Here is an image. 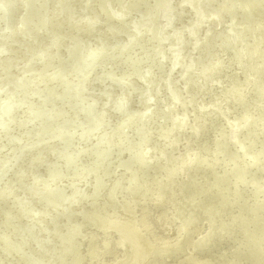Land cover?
Segmentation results:
<instances>
[{
	"label": "bare ground",
	"instance_id": "6f19581e",
	"mask_svg": "<svg viewBox=\"0 0 264 264\" xmlns=\"http://www.w3.org/2000/svg\"><path fill=\"white\" fill-rule=\"evenodd\" d=\"M1 1L0 32L4 31L6 26L9 27L6 23L8 24L10 20L9 16H13V14H9L13 13V11L15 13V19L13 18L14 23H9V29H11V31H9L10 33L0 37V49L4 50V53L0 54V60H8L5 54L10 56L14 65L8 62L6 66L10 69L12 67L11 71L16 68L25 70V66L22 63L25 60L24 56L28 50H31L34 46L37 47V43L35 44L34 42L40 35L43 36V38H53L54 45H57L61 41V43L66 41L64 38H60L57 35V32H61L62 30L67 31L69 28L64 25L65 23L61 24L63 18L56 13L60 7L56 0H47L48 5L45 3L43 12H38V10L43 9L41 2H45V0L32 1L33 3L30 2L31 0ZM88 1L91 2L92 0ZM126 1L127 0H120L122 4L116 5V9L112 12L113 16L110 14V20L106 21L108 24L103 25L107 32L104 34L98 32L100 41L106 43H108V35L111 36V34L118 32L120 33L119 39H123V43L114 42L110 44L113 48L112 51L102 53H96L95 50L85 51L78 60L76 59L73 62V65L80 67L83 60L91 62V66L95 65V62L98 61L95 66L103 72L104 76L110 77L107 80H102L100 89H90L93 92H87L89 86L88 81L91 78L93 79V76L90 77L88 75V77L81 79L82 83L77 88V91H80L79 95L84 99H79V102H88L89 105H93L91 114L88 116V111L85 110L86 107H73L77 114L73 117L71 116L69 108L72 106V101L77 99L73 97L72 94L75 92L72 86V76L75 75H70L66 78L64 80L66 83H58L53 88H50V96L53 97L56 93L57 98L62 101L58 106H53L52 110H48V117L54 118L69 111V117H72L71 120L75 122L78 118L76 126H79L78 121H82V126L84 127H81L80 131L77 129L75 131L76 133H73L71 136L62 135L60 127L50 136L45 138L42 137L46 140V143L51 140H54L56 143L59 140L61 142L65 140L66 145L70 147L71 150L72 144L75 141L80 144H78V148L85 149L86 146H83V144H90L88 141L90 136L87 133L91 131L90 123H86L85 121L98 120V125L112 129L116 124L113 120L111 123L110 118L116 116L118 119L124 112H128L123 114L125 117L121 119L124 123L121 122L122 124L119 123L117 126L116 130L119 131L112 134V136H108V134L104 133L106 138H101L99 143V146H104L108 143L113 144V153L109 152L105 154V149L102 150V148H98L97 150H102L101 156L103 157H97L99 155L97 154V150H86L87 160L90 162V165L85 166L83 171L84 175H90L91 177L86 179L85 183L87 185L85 187L81 186V188L90 189L92 192L89 195L91 199L85 200L88 203L87 208H81L79 204H75L73 212L65 213L63 210V217H65V219L60 216L53 215L52 217V215H50L48 220L44 217L45 211L39 208H34L29 215L24 213L23 209H19L16 211L17 215L12 217L15 224L21 229L30 228L31 224L37 226V224H42V222L49 226L51 225V228H53L52 233L47 235L48 237L45 239L47 244L43 248H46L48 244H50V246L54 245L52 242L54 236L59 238L57 243L62 242V237L59 232L64 228H66L64 232L68 230V233L74 234L73 240L77 243L71 245L65 251L66 246L70 245V240H68V242L57 247L59 251L53 250L51 252L52 254L50 252L43 253L39 248L38 252L40 253L35 254L31 252V250L37 252L34 250L37 248H33L32 246L35 245L34 241H28L29 245L24 247V252L21 253L12 240L7 241L5 239L7 242L6 247L0 246V264H5V260H8L7 254H9V252L11 262H8V264H67L65 261L68 258L72 260V264H184L183 260L188 255L201 256L204 254L208 255L206 261L203 262L196 258L192 264H237L238 258L242 261L240 264H247L244 262L245 258H247L248 264H259V262H263L264 234H261V230H249L247 228L248 224L246 221L249 217H246L244 222L236 228L231 227L232 224L227 221L230 216H234L233 223L237 220L235 217L236 205L232 212H229V207V209L225 208L223 211L212 213L213 216L208 212L198 213L194 208L200 205L201 198L199 197H202V194H205L206 197L208 194L214 192L212 190V185L209 184L215 182V179L228 181L230 175L234 174V171L235 174L240 175V181H242V179L243 181H251L253 179L257 180L260 177L264 178V166L262 165L264 164V156L258 151V153L253 155L255 152L254 145L261 140L259 138L262 136L261 134L264 133V122L260 121L256 123L253 120L252 114H249V117L245 119V121L239 119L235 109L229 107L230 101H228L227 105H220L219 107L218 97L220 96L216 95L217 97L213 98L214 91L212 90L213 86L219 85L220 95H222L223 99L226 97L231 100L233 97V100L236 101L244 99V89L241 86V82L243 85H247L255 82L257 77L261 76V72L255 69L251 63L256 47L250 45V50L246 52L244 57L245 61L243 60L244 63L241 68V73L243 74L240 78H237L235 77L238 74L236 68L239 67V63L235 55H227L226 58L223 59L219 51L214 53L206 51L209 47L217 45V43L211 40L214 36L213 30L204 27L205 24L209 26L210 21H207V23L203 22L199 25H191V22L194 20L191 19L193 17L192 12H194L195 8L199 10V15L201 17H205L209 13L217 14L218 12H222V9H225L231 1L234 3V14L232 16L241 17L242 6H244L242 1L218 0L213 7L212 5L214 2H212V0H205L207 6L205 7L200 1H196L195 3V0H182V2L186 3V6L188 4L192 5L190 15L187 11L185 12L186 18H188L186 21L181 20L183 12L181 16L177 15L179 18L174 24V34L176 36L172 37L167 33L165 34L167 40L164 42L165 46L176 45L181 43L183 38L187 40L191 37L194 39V42L188 43L190 46L185 49V52L191 50L195 52V50H197L198 55L194 57V60H182L184 54L180 56L176 54H166V49L161 50L156 46L157 40L152 42L154 51L151 53L150 49L148 50L146 48L147 44L150 43V39L147 35L149 34V36L156 38L155 28L153 29L151 26L148 28L141 26V23H144L146 18H118L120 10L124 5H127ZM106 2L108 5L111 4V0H106ZM209 2L211 8L207 5ZM263 6L264 4L261 7ZM181 7L185 9L183 4ZM173 9H175L174 11H180V3H176V1L172 3L171 10ZM142 10H147V8L143 7ZM22 11L23 13H21ZM30 13L39 15L40 21H42L40 26L32 21L34 17ZM162 16L165 20L170 19V14L168 12H162ZM29 21L31 23H29ZM117 21L119 24L116 23ZM169 26L168 32L173 29L171 24H169ZM134 28L138 31L137 34H134ZM15 33L19 36V40L16 41L17 43L14 39V42L11 40V37L14 38L13 35ZM191 33H193V35L196 34L195 37H193ZM234 34L239 35L238 33ZM143 36L147 37L143 38ZM230 38H233L231 34L230 36H225L223 34L218 36L221 43ZM244 38L245 34L242 36L243 41ZM243 41H241L242 48L245 46V42ZM251 42L252 40H249L247 44ZM11 43L16 44L11 45ZM39 46L40 50H36V52L39 53L41 51L44 53L45 51L43 50L45 45L41 43ZM17 47L21 51L17 49ZM219 50L221 51L220 48ZM78 51L79 47L69 46L68 48V52ZM204 52L208 59H205ZM234 52L237 51L235 50ZM83 54L85 55L83 56ZM111 55L116 56L108 58ZM230 58H232V60ZM44 64L49 65L50 60ZM181 64L182 67L181 70H179ZM123 66H125V68H123ZM55 68H52L51 71ZM150 68H153L152 71L148 70ZM231 68L232 70L228 71ZM142 69L144 70L142 71ZM161 69L163 70L160 71ZM171 69L173 70V76L171 75L168 78L169 73L172 71ZM36 70H31V72H35ZM57 71L51 72V75L43 80L52 78L53 73H58ZM10 74H14V72H10ZM29 74L31 73L25 76H29ZM205 74L206 76L212 74L214 79H217V83L214 82L211 88H207L202 83L204 90L199 91L200 84L198 82L206 77ZM7 76L9 75L7 74ZM95 76L97 77L98 75L96 74L94 77ZM189 76L191 83H189L188 80ZM115 78L119 80L118 83L120 84H118V86L113 84L117 82ZM14 81L15 79L11 80L12 83H14ZM23 83L25 84V82ZM45 83L44 81L42 82V84ZM178 83L181 84V87H179ZM109 84H113L111 88L114 89L108 93V88L106 90L104 88ZM6 86L9 85L6 84ZM128 86H136L139 90L138 100L136 101V103H138L132 107L128 103L130 99H132L133 102L135 101L134 97L130 98L133 92L127 89V95L125 94L126 90H123ZM2 87V89H4V94L8 93L5 87ZM182 88L183 90H181ZM30 92L33 93L34 89L29 88V90L24 93V96L30 98ZM4 94L0 95V106L7 105L8 100H10L9 98H5ZM229 95L233 96L231 97ZM262 96H264V91L262 92ZM64 97L68 98L67 103H65ZM150 97L152 105H149L148 101H142L143 98L149 100ZM106 99L108 102L104 107L113 112L104 117V113H102L103 109L101 110L103 102L100 103V100ZM143 105L149 110L144 111L145 114L143 113V115H141L139 112ZM174 105H177V107ZM34 107L37 108L38 106ZM212 108H217V111L222 109L223 112H219V118H216V121L219 122L214 130L216 134L210 133L208 135L209 138L206 145L212 148L215 143L218 144L223 141L221 144H224V146H215L214 149L210 151L211 154L214 155L211 159L214 161L217 160L216 163H214L216 165H214V168L207 166L208 162L206 163L204 161V164H195V166L201 167L200 170H197L194 166L191 168L190 172L188 162L191 161V159L197 161L202 157L201 151L206 148L203 143V136L205 132L207 133L208 131L206 128L209 125V119L211 117V113L207 114V112ZM15 111H13V113L16 115H18V113H20V116L26 115V111L22 109H16ZM14 114H12L13 117L16 116ZM130 116L133 123H131L132 125L130 124V120H127ZM102 118H104V120H101ZM64 121L65 118H60L57 122L63 123ZM23 125L24 123L21 124L20 127ZM36 128L37 132L34 131L33 126L30 127L32 134L33 131L39 134L40 131L38 127ZM11 132L12 130L5 132L0 130V136L6 137ZM201 133V137L197 139ZM256 133L258 134V139L255 137ZM38 137L40 136H34V139ZM1 140L0 166L2 168L5 166L4 162L10 160L15 155L17 145L10 144L4 138ZM3 145H5L4 148L2 147ZM220 147H223L222 151H225L223 154L216 153ZM230 148H232L233 153L230 152ZM263 148L264 146L258 147L257 149L263 151ZM42 152H40L39 155H44L45 151ZM195 152L200 153L197 156L194 155L193 158ZM228 153L230 155H227V159H225L224 162V157ZM49 157L51 158L50 155ZM95 157H97L96 160ZM22 158L25 159L26 156ZM108 158L110 161L107 164L106 160ZM237 158H240L239 165L241 163L238 167L235 166L237 164ZM104 159L105 161H103ZM255 160L262 162V164L260 163V165H262L260 168L258 166L254 168L250 167ZM105 166L107 167L106 170H104ZM233 166L236 167L234 170L231 168ZM43 170H45V168ZM67 170H69L68 174L71 175L68 178L71 177V179L68 180V182L65 183L66 185L62 188V190H68L62 192L63 196H70L74 189L80 188V186H76L79 181H76L82 172L75 174L71 168ZM208 172L209 174L212 173V175L209 176ZM257 173L262 174V176L258 175L259 178L256 177L255 174ZM37 174L40 175L34 182V191L39 187H43V181L46 180V173L44 174L42 170L36 173L35 176H37ZM215 174L216 176H214ZM65 175L66 174H63L62 176ZM223 176L227 177L222 179ZM245 177L251 178L246 179ZM13 182H17L18 184L22 183V181L18 182V180L14 181L11 179L9 184L11 185ZM56 184L57 181L51 184L49 189L51 187V190H53ZM232 188L235 191V188L238 187L232 185ZM249 188H251V186H249ZM262 188L261 191L264 196V186ZM112 189L115 191L112 196L118 199L117 201L111 204L106 201L97 202L98 200H96V198H98V195L96 192H107ZM2 194H4V191L0 190V207L6 209L4 205L10 202L5 201V198H2ZM33 194L35 198L40 197L38 193L33 192ZM126 194L129 196L132 195L140 199V201L148 200L150 204L148 203L146 206L142 205L138 207V202L134 199L126 198ZM62 195L60 194V198L63 197ZM230 197H233V195L231 194ZM208 198H210V196ZM47 204L50 205L51 202ZM159 205L162 206V208L157 214L154 209L158 210L156 207ZM221 206L224 205L221 204ZM260 206L261 204L258 205L257 208ZM56 207L57 209L62 208L61 204L56 205ZM77 207H79V209L75 210ZM106 208L108 211H103ZM80 209L87 210L89 214L80 212ZM127 214L130 216L129 221L123 222L122 219L126 218L128 216ZM257 215L258 211H256L254 218L257 217ZM177 219L179 221H177ZM203 219L206 223L204 229H202V233L193 241V245L189 247L186 246L185 238L191 239L186 231L189 229L192 230L193 226H195L193 229L200 230L196 224L200 226L199 224H201V221H204ZM62 220L65 223H63ZM46 221L48 222L46 223ZM26 223H28L29 226H27L28 224L25 226ZM243 226L247 228L246 231H243ZM85 229L87 230L85 234L87 239L85 245L80 247L78 238L83 235ZM221 234L230 242V245H225L222 249L221 247L223 244L216 242L218 238H221L218 237V235L220 236ZM249 236L251 237L249 238ZM96 238L98 239V243L96 244L97 247L94 246V240ZM21 240L22 237H19V241ZM129 242L135 245V258H130L133 251L129 246ZM216 246H218V248H216ZM106 253H108L109 256L104 259L103 257ZM145 254L147 257H143ZM53 258H56V261L47 263L53 260ZM120 258L126 259L124 261L123 259L119 261ZM142 258L144 259L142 260Z\"/></svg>",
	"mask_w": 264,
	"mask_h": 264
},
{
	"label": "rangeland",
	"instance_id": "374dc122",
	"mask_svg": "<svg viewBox=\"0 0 264 264\" xmlns=\"http://www.w3.org/2000/svg\"><path fill=\"white\" fill-rule=\"evenodd\" d=\"M32 1L36 2L37 0H31L30 2ZM56 1L60 5L56 13L63 18L61 21L62 22L61 24L65 23L64 25L69 28V30L67 31L62 30L61 32H57V35L60 38H64L66 41L63 43H61L62 42L61 41L57 45H54L53 38L52 39H50L49 37L43 38V36L40 35L37 38V40L34 42L35 44L37 43V47L34 46L33 48H31V50H28L26 55L24 56L25 60L22 63L25 66L24 67L25 70L15 67L16 69H13V71H11L12 67L10 69L9 67L6 66V63L9 62L13 64V62L11 61V57L8 56L7 54L5 55L8 60H0V95L4 94V89H2L3 88L2 86H4L5 89L8 91V93L4 94V96L5 98L10 99L8 100L7 105L0 106V130H2V132L12 130V132L9 133L6 137L0 136V143L2 142L1 139L4 138L10 144L17 145V148H16L17 150H16L15 155L10 160L4 162L5 163L4 167L1 168L0 166V181H1L0 190L4 191V194H2V198H5V201L10 202L9 204L4 205L6 209L0 207V224H1L0 225V246L6 247V243H7L6 240L7 241L12 240L16 244L17 249L21 253L24 252L23 250L24 247L29 245L28 241L30 240L35 242V245H32V246L33 248H37V249H34L37 252L31 250V252H34L35 254L40 253L38 252V248L43 253L44 252L51 253L53 250L59 251L57 247L61 246L65 242H68V240H70L69 242L70 245L66 246L65 251L67 250L68 247H70L71 245H75L77 243L75 240H73L74 234L68 233V230L67 232H64V229H66L64 228L59 232V234L62 237V242L57 243L59 238H56V236H54L52 240L54 245L50 246V244H48L46 248H43L47 244L45 242V239L48 237L47 235H50L52 233L53 228H51V225L49 226L45 224L44 222H42V224H37V226H35L34 224H31L30 228L28 227L26 229H21L19 226H17V224H15V221L12 219V217L17 215L16 211L19 209H23V212L29 215L34 208H39L45 211L44 217H46V219L49 220L50 215H52V217L53 215L63 217V210L65 211V213L73 212L74 211L73 207L75 206V204H79L81 208H84V207L87 208L88 203L85 200L91 199L89 195L92 192L90 189L81 188V186L85 187L87 185L85 183L86 179L88 177H91L90 175H84V171H83V168H85V166L90 165V162L87 160L86 150L92 151V150H97L98 148H102V150L105 149V154L109 152L113 153L112 151L113 144L108 143L107 145L99 146V143L101 141V138H106L104 136V133L108 134V136L110 135L112 136V134L119 131V130H116L117 126L119 123L120 124L124 123V121L122 122L121 119L125 117L123 114L128 113V112H124L122 116L118 117V119L116 116H113L112 118H110L111 123L113 120L115 121V124H116V126H114L112 129L110 128L111 130L107 127L104 128L103 126L98 125L99 124L98 120L85 121L86 123H90V130H91L89 133H87L90 136L89 137L90 139H88L90 144L89 145L83 144V146H86L85 149L78 148L79 143L78 142L76 143L75 141L73 142L72 148L70 150V147L66 145L65 140H63L62 142L59 140L57 141V143L54 142V140H51L50 142L46 143V140L43 139L45 137L50 136L54 131H57L60 127H61V134L64 136L73 135V133H76L75 131L77 129L78 131H80L81 127H84L82 126L83 125L82 121H78L79 126H76V122L78 118L75 122L71 120L72 117L75 114H77V112L74 111V108L86 107L85 110L88 111V116L93 111L92 110L93 105L91 104L89 105V103L86 101H85L86 103L79 102V99H84L81 95H79L80 91H77V88L82 83L81 79L88 77V75L90 77L93 76V79L91 78L88 81L89 86L87 89V92L88 91L93 92L90 89H93V88L100 89V83L102 82V80H107L110 78V77L104 76L103 72H101V70H99V68L95 66L98 61L95 62V65L91 66V62L87 60H83L80 67L73 65V62L76 59L78 60L81 57V54L85 51L95 50L96 53L112 51L113 48L112 46H110V44H113L114 42L123 43V39L122 40L119 39L120 33L118 32L111 34V36L108 35L109 37L107 39L108 43L104 41H100L99 36H98V32H101L103 34L107 32L106 28H104L103 25L108 24L106 23V21L110 20V14L111 16H113L112 12L116 9L115 8L116 5L118 6L122 4L120 3V0H111V4L109 5L107 4L106 0H92L91 2L88 0H56ZM175 1L176 3H180V9H181L180 11H174L175 9L171 10V5L172 3H175ZM196 1H200V3H203V5L207 7L205 4V0H195V3ZM217 1L218 0H214V1L212 0V2H214L212 5L213 7L215 6V2ZM241 1L244 5L242 6L241 17L232 16L234 14V11H233L234 3L233 1H231L230 3H228V6L225 9L224 8L222 9V12H218L217 14L209 13L205 17L203 16L201 17L199 15V10L195 8L194 12H192L193 17L191 19H194V20L191 22L192 23L191 25L192 26L195 24L199 25L203 22L207 23V21H210V25L208 26L207 24H205L204 27L207 29L210 28L213 30L214 36L211 40L217 43V45L211 46V47L208 46L209 49L206 51L210 53L219 51L223 59H225L227 55L229 56H232V54L235 55L239 63V67L236 68V71H238V74L235 77L237 78H240L243 74L241 73V68H242V64L245 61L244 59L245 54L247 51L250 50V45L256 47V50L254 51L253 57L251 59V63L255 67V69L261 72V76L257 77L255 82H252L247 85H243L241 82V86L244 89L243 95L245 96V98L239 101L233 100V97H232L233 95H229L232 97V100L228 97L223 99L222 95H220L221 93L220 88H219L220 86L219 85L213 86L214 82H216L217 79L216 78L214 79V76L212 74L208 76H206L205 74L206 77L202 79L203 81L201 80L200 82H198L200 84L199 91L204 90V87H202V83L207 88H211L213 86V89H212L214 91L213 98L220 96L218 97L219 107L220 105L221 106L227 105L228 101H230L232 104L229 102V105H230L229 107H232L235 109L239 119L245 121V119L249 117V114H252L253 120L256 123H258L260 121L264 122V96H262V92L264 91V6L261 7L264 4V0H241ZM1 2L2 1L0 0V3ZM126 2H127V5L126 6L124 5L123 8L120 10V12L118 13L119 15L118 18H128V19L146 18V20H144V23H141V26L147 27V28L151 26L153 27V29L155 28L156 38L149 36V34L147 35L150 39V43L147 44L146 48L148 50L150 49L151 53L154 51V48H153L154 45L152 42L157 40L156 46L159 47L161 50L166 49V54L168 55L176 54L180 56L181 54H184V56H182V60H185V59L194 60V57L198 55L197 50H195V52L193 50L189 52H185V49L188 46H190L188 43L194 42V39H192L191 37H189V39L187 40L183 38L182 42L176 45L165 46V42H164L167 40V37L165 36V34L169 33L172 37L176 36L174 34V27H175L174 24L179 18L177 15L181 16V13L183 12L181 20L186 21L188 18H186L185 12L187 11L188 14L190 15V12L192 10V5L188 4L186 6V3L182 2V0H173V1H170V0H127ZM45 3L46 5H48L47 0H45V2L44 1L41 2L42 8L45 5ZM182 4L185 7V9L181 7ZM207 5H209V8H211L210 2ZM143 7H146L147 10H142ZM43 10L44 8L41 10H38V12L40 11L43 12ZM164 11L170 14L169 20H165L163 18L162 12ZM21 13H23V11ZM12 14L13 16L11 17L9 16L10 20L8 19L9 20L8 24L6 23V25H8L9 27H10L9 23L13 24L14 19H15L14 11L13 13H10L9 15H12ZM30 14L34 17L32 21L40 26L42 21H40L39 15L38 14L36 15L35 13H30ZM36 19H39V20H36ZM29 23L31 22L29 21ZM116 23L119 24L118 21ZM168 23L173 26V29L170 32L167 31L170 27ZM9 27L6 26L4 31L0 32V37H2L3 35H8V33H10L9 31H11V29H9ZM137 32L138 31L135 30L134 34H137ZM234 33H238L239 35H235ZM221 34L225 36L226 35L230 36L231 34L233 38H230L229 40H225V42L221 43L218 39V36ZM244 34H245V38L243 41L242 36ZM191 35H193V33H191ZM195 35L196 34H194L193 37H195ZM13 36L14 38L11 37L12 38L11 40L14 39L15 42L19 40L18 39L19 36L17 35V33H15ZM147 36H143V38H146ZM14 40L12 42H14ZM249 40H252V42L247 44ZM241 41L245 42V46L243 48L241 47ZM16 43H11V45H15ZM41 43L45 45L44 50H43L45 52L42 53L40 51L39 53H37L36 50H40L39 44ZM69 46L79 47V51L78 52H68ZM219 48L221 49V51L219 50ZM17 49L19 48L17 47ZM108 49H111V50H108ZM235 50L237 52H234ZM3 53H4V50L0 49V54H3ZM84 55L85 54H83V56ZM114 56L116 55H111L108 58L114 57ZM204 57L205 59H208L206 54ZM230 59L232 60V58ZM49 60H50V64L45 65L44 63ZM182 64L180 65L179 70H181ZM52 68H55V69L51 71ZM123 68H125V66H123ZM144 69H142V71ZM152 69L153 68H150L148 70L152 71ZM31 70H36V71L31 72ZM162 70L163 69H161L160 71ZM231 70L232 68L229 69L228 71H231ZM55 71H57L58 73H53L52 78L43 80L46 77L50 76L51 72H55ZM10 72H14V74H10ZM28 73H31V74H29V76H25ZM7 74L9 76H7ZM96 74L98 76L94 77V75ZM70 75H75V76H72V86L74 87V90H75V92H73L72 94H73V97L77 98L74 101H72V106L69 108V111L71 112L72 117H69V113H68L69 111L64 113L63 115L60 114L59 116H56L57 115L56 113V115H53V116H56L54 118L48 117V113L50 110H52L53 106H58L59 104H61L60 102L62 101L61 99L57 98L56 93L54 94L53 97L50 96V93H51L50 88H53L58 83H63V82L66 83V81L64 80L68 78ZM171 75L173 76V70L171 71V73H169L168 78ZM13 79H15L14 83L11 82V80ZM188 80H189V83H191L190 76ZM43 81L46 83L42 84ZM115 81L117 82H114L113 84L115 86H118V84H120L118 83L119 80H116L115 78ZM23 82H25V84ZM6 84H8L9 86H6ZM113 84H109L104 89L106 90L108 88L107 89L108 93L113 91L114 88H111ZM178 85L179 87H181L180 83H178ZM29 88L34 89L33 93L31 92L29 93L30 98L24 96V93L27 90H29ZM127 89L133 92V93L130 92L132 94L130 98L134 97L135 99L134 102L132 99H130L128 104L131 107L134 105H137L138 102L136 103V101L138 100V93H139L138 87L128 86L124 88L123 90H126L125 94L128 95ZM181 90H183V88ZM63 99L65 103L68 102L67 97H64ZM142 101L143 102L148 101V104L152 105L151 97L149 100L147 98H143ZM102 102H103V105H102L101 110L103 109L102 113H104V117L112 114L113 112L112 110H109L106 107H104V105L108 102L107 99L100 100V103ZM34 106H38V107L35 108ZM175 107H177V105ZM250 107L252 108V110ZM217 108H212L208 110L207 112V114L211 113V117L209 119V125L206 128V130L208 131L207 133L205 132L203 136V143L206 146L207 150L204 147L205 150L201 151L202 157H200L197 161L196 160L194 161L193 159H191V161L188 162L189 164L188 167H189L190 172H191V168L194 167L196 163L204 164V161L206 163L208 162L207 166L214 168V165H215L214 163H216L217 160L215 159L216 161H214L213 159H211V157H213L214 155L211 154L210 151L214 149L215 146H221V145L224 146V144H221L223 141L219 142L218 144L215 143L214 147L212 148L206 145L207 140L209 138L208 135L210 133L216 134L214 130L216 129L219 123L216 121V118H219V115H218L219 112H223L222 109L220 111H217ZM16 109H22L23 111H26V115L20 116L19 115L20 113L18 112H17L18 115L14 114L13 111H15ZM148 110L149 109H146L145 106L143 105L139 113L143 115L144 111H148ZM12 114L16 116L13 117ZM60 118H65V121L63 123H58L57 121ZM101 120H104V118H102ZM127 120H130V124L132 123L131 116ZM23 123L24 125L20 127V125ZM31 126H33L34 131L36 132H37L36 127H38L40 131L39 134L34 133V131L32 134L30 130ZM37 135L40 136L37 138L38 140L34 139V136H37ZM201 135L202 133L197 137V139H199ZM257 135L258 134L256 133V136H255L256 139L259 138ZM261 135L262 136L259 138L261 140L257 144L254 145L255 149L252 148L255 150L253 155H255L258 152H261V154L264 156V148H263V151H259L257 149L258 147L264 146V133ZM2 147L4 148L5 145H3ZM222 148L223 147H220V149L216 153L223 154L225 151H222L223 150ZM232 148H230L231 153H233ZM102 150H97V154H99L97 157L101 156ZM42 151H45V153L47 154L44 153V155H42L43 154ZM40 152H42L41 155H39ZM199 153L200 152H195L193 154V158H194V155L197 156L199 155ZM49 155L51 156V158L49 157ZM227 155H230V154L228 153L225 155L224 162H225V159H227ZM23 156H26V158L23 159L22 158ZM97 157H95V160L97 159ZM103 161H105V159ZM109 161L110 159L108 158L106 160V163L108 164ZM239 162H240V158L239 159L237 158L236 159L237 164L235 166L237 167L240 166L241 163L239 165ZM260 163L262 164V162H258L257 160H255L250 165V167L254 168L258 166L260 168V166L262 165L264 166V164L260 165ZM235 166L231 168H233L234 170L236 168ZM195 167L197 170L201 169V167L197 165ZM44 168L45 170H43ZM68 168H71L73 173L75 174L82 172V174L79 176V178H77V181H76V182L79 181L76 186H80V188L74 189L70 196L69 195L63 196L62 192L63 191L66 192L68 190L66 191L64 189L62 190V188L64 185H66L65 183L71 179V177L68 178L69 176H71L68 174L69 173V170H67ZM106 169L107 167L105 166L104 170ZM40 170H42L44 174L46 173V180L43 181V187H39L35 189L34 191V184H35L34 182L38 179V176L40 175V174H37V176H35V174L40 172ZM63 174H66V175L62 176ZM208 175L211 176L212 173L209 174L208 172ZM258 175L262 176V174L260 173L255 174V176L259 178ZM214 176H216V174ZM239 176L240 175L235 174V171H234V174L230 175L228 179L229 182L226 180H220V179L216 180L215 179V182H212V184H209V185H212L213 187L212 190L214 192L212 194H208L206 197H205V194H202V197L201 196L199 197L201 198L200 205H197L194 208L196 211H198V213L208 212L211 216H213L212 213L223 211V209L225 208L229 209V207H230L229 212H232V210H234L233 208L236 205L235 217L237 218V220L235 221V223H233L234 216H230L227 220L228 222L232 224L231 227L233 228L238 227L240 224L244 222V219L246 217H249V219L246 221V223L248 224L247 228L249 230H253V229L261 230V234H264V208H262L264 207V204H263L264 196L262 195V191H261L263 189L262 187L264 186L263 185L264 178L260 177L257 180L253 179L251 181H243L242 179V181H240L241 179H239L240 178ZM226 177L227 176H223L222 179H225ZM245 178L250 179L251 177H245ZM11 179L14 181L18 180V182L22 181V183L18 184L17 182H13L10 185L9 183ZM55 181H57L56 187L53 190H51V187L49 189V186L53 184ZM232 185L234 187L237 186L238 188H235V191H234L232 188ZM249 186H251V188H249ZM33 192L38 193L40 197L35 198ZM96 193L98 195L97 196L98 198H96V200H98L97 202L106 201L109 204H111V203H114V201L118 200L112 196L115 193L113 189L107 192L104 191V192H96ZM60 194L63 197L60 198ZM231 194L233 195V197H230ZM128 196L129 195L126 194L125 197L128 199H134L138 202L137 204L138 207L142 205L146 206L148 203L150 204L148 200L140 201V199H137L133 197L132 195H131L132 197L131 196L128 197ZM209 196L210 198H208ZM122 200H126V199H122ZM49 202H51L50 205L47 204ZM59 204H61L62 208L57 209L56 205H59ZM221 204H223L224 206H221ZM260 204L261 206L257 208V206ZM156 208L158 210L154 209V211L157 212L158 214V211L162 208V206L159 205ZM78 209L79 207H77L75 210H78ZM79 211L83 213H87V210H84V209H80ZM103 211H108V209L106 208ZM256 211H258V215L257 217L254 218ZM127 215L128 216L126 218L122 219L123 222L129 221L130 216L129 214ZM142 215H143V212H142ZM63 219H65V217H63ZM177 221L179 220L177 219ZM177 221L175 222L178 223ZM47 222L48 221H46V223ZM62 222L65 223L63 220ZM200 223H201L199 224L200 226L196 224V226L200 230L193 229L195 227L193 226L192 230L189 229L188 231H186L187 235L191 238V239L185 238V242L187 244L186 246L189 247L193 245V241L198 237L200 233H202V229H204V225L206 221L204 220V221H201ZM27 224L28 223H26L25 226ZM27 226H29V224ZM247 228L245 226L242 227L243 231H246ZM86 233H87V230L85 229V231H83V235L78 238V241H79L78 243L80 244V247H83L85 245V241L87 239L85 237ZM5 235L9 238H7ZM19 237H22L21 241H19ZM218 237H221V238H218L216 242L223 244L221 249L225 245H230V242L228 241L226 237L223 236V234H221L220 236L218 235ZM250 237L251 236H249V238ZM95 240H94V246L97 247L96 244L98 243V239L96 238ZM260 240H261V236H260ZM129 246L133 251L130 258H135L134 254H135L136 248H135L134 243L129 242ZM216 248H218V246H216ZM9 255H10V252L9 254H7L8 260L7 259L5 260V264H8V262H11ZM108 256H109L108 253H106L103 258L106 259L108 258ZM145 256L147 257L146 254L143 257ZM206 257H208L207 254H204L201 256L200 255H196V256L188 255L187 257L184 258L183 263L192 264L194 260H196V258L204 262L206 261ZM121 259H123L124 261L126 258H120L119 261H121ZM143 259L144 258H142V260ZM237 260H238L237 264H240L242 262L239 258ZM54 261H56V258H53V260L47 263H52ZM244 262L248 264L247 258L244 259ZM65 263L72 264V260L68 258L65 261ZM259 264H264V261L259 262Z\"/></svg>",
	"mask_w": 264,
	"mask_h": 264
}]
</instances>
